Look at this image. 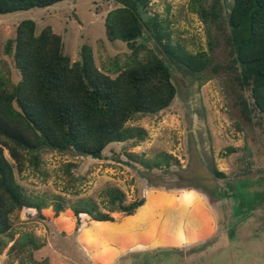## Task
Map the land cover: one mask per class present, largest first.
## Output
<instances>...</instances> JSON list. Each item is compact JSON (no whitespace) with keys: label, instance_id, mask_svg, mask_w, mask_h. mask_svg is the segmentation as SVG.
I'll return each mask as SVG.
<instances>
[{"label":"rangeland","instance_id":"obj_1","mask_svg":"<svg viewBox=\"0 0 264 264\" xmlns=\"http://www.w3.org/2000/svg\"><path fill=\"white\" fill-rule=\"evenodd\" d=\"M220 1L229 12L233 0ZM214 2L204 0L205 7ZM197 3L152 0L150 11L170 22L175 44L193 54L213 53V64L202 72L176 66L145 30L140 41L171 68L175 100L158 114L129 122L127 128L141 138L111 143L102 159L53 152L43 156L39 170H16L26 197L45 208L42 217L11 215V230L0 236L6 242L0 264H264V115L243 117L222 67L221 36L194 9ZM118 6L114 0H65L0 15L3 74L13 83L20 80L4 47L17 26L31 19L38 32L51 26L62 36L73 62L88 45L97 66L115 76V62L123 67L131 52L106 35V18ZM68 164H74L70 175ZM117 190L126 203L144 199L136 216L114 212L116 222H101L82 215L77 224L76 208L95 205L110 212L108 201ZM59 203L64 213L55 217Z\"/></svg>","mask_w":264,"mask_h":264},{"label":"trees","instance_id":"obj_2","mask_svg":"<svg viewBox=\"0 0 264 264\" xmlns=\"http://www.w3.org/2000/svg\"><path fill=\"white\" fill-rule=\"evenodd\" d=\"M61 1L65 0H0V15ZM114 1L119 6L106 18V35L110 41L125 42L131 51L123 67L115 62V76L97 66L88 45L82 46L81 59L73 62L62 36L51 26L38 32L31 19L22 21L16 36L5 44L4 52L12 57L20 80L13 83L0 68V236L11 230L16 211L42 217L45 208L44 202L26 197L16 170L22 173L27 166L39 170L43 156L53 152L102 159L111 143L141 138L140 132L127 128L129 122L171 106L178 91L174 75L166 60L140 41L145 30L176 66L202 72L214 62L213 53L193 54L175 44L170 22L150 11L152 0ZM197 4L194 9L203 21L212 23L221 36L226 57L222 67L234 85L243 117L250 121L253 111L264 115V0H233L229 12L220 0L210 9L204 0ZM73 166L68 164L67 174ZM215 174L225 176L218 169ZM108 202L110 212H100L95 205L76 208L77 224L82 215L116 222L114 212L132 219L144 199L126 203L125 194L117 190ZM54 211L55 217L62 215L64 205L56 204ZM5 244L0 240V254Z\"/></svg>","mask_w":264,"mask_h":264}]
</instances>
